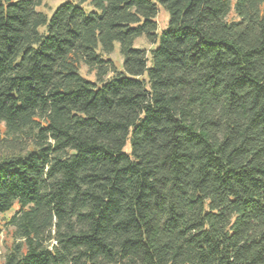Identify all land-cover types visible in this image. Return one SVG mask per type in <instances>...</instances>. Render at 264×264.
<instances>
[{
	"label": "trees",
	"instance_id": "16d2710c",
	"mask_svg": "<svg viewBox=\"0 0 264 264\" xmlns=\"http://www.w3.org/2000/svg\"><path fill=\"white\" fill-rule=\"evenodd\" d=\"M79 2L0 0V264H264V0Z\"/></svg>",
	"mask_w": 264,
	"mask_h": 264
},
{
	"label": "rangeland",
	"instance_id": "374dc122",
	"mask_svg": "<svg viewBox=\"0 0 264 264\" xmlns=\"http://www.w3.org/2000/svg\"><path fill=\"white\" fill-rule=\"evenodd\" d=\"M66 1H71L76 4H80L79 0H41L42 4L41 6L38 7L39 10H42L44 12H47L49 15L62 3ZM82 6L90 10L93 7L89 2L82 4ZM168 12L161 6L159 5V12L157 15V22L159 26V30L161 31L163 28L166 27L167 22H168ZM230 17H233L231 15ZM136 46L144 47L146 49L151 48V44L147 42L145 38H140L136 41ZM108 58H111L115 61L119 69L123 68V60L122 56L120 55L119 52V44L116 43L115 50L107 55ZM81 73L86 76L89 79L94 80L95 77V72H91L89 68L85 65L81 67ZM126 151L130 150V145L127 144L126 146ZM13 214L12 212L6 213V214H0V263H2L5 259V255L9 251V248L12 244V241L14 240V227L8 223L9 218Z\"/></svg>",
	"mask_w": 264,
	"mask_h": 264
}]
</instances>
